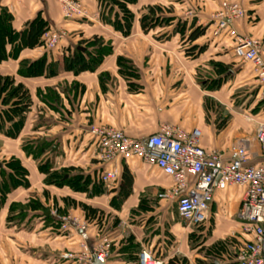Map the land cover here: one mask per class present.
Returning <instances> with one entry per match:
<instances>
[{"label": "crops", "instance_id": "0c3cea01", "mask_svg": "<svg viewBox=\"0 0 264 264\" xmlns=\"http://www.w3.org/2000/svg\"><path fill=\"white\" fill-rule=\"evenodd\" d=\"M77 1L85 16L65 20L58 0H0V15L11 17L15 32L21 33L28 24L41 19L51 32L65 34L54 50L27 48L15 58L9 55L12 47L7 45L9 57L0 63V76L22 86L31 103L15 139L8 137L9 124L4 126L6 132L0 131V170L5 169V162L17 159L27 171L29 182L28 189L12 190L0 205V264H79L65 255L77 254L81 245L94 250L103 238L110 241L104 264H135L131 255L138 257L144 248L157 253L164 262L174 258L184 264L212 263L214 260L205 259L204 252L199 256L198 249L190 247L193 235L195 239L200 235L211 239L210 245L224 242L229 254L234 251V257L236 247L230 243L241 241L232 238L242 225L238 218L241 188L230 186L214 192L204 223L207 229L200 231L199 227L188 226L176 209L174 213L167 208L172 202L159 198L172 186L170 177L136 158L101 165L88 128L111 126L134 138L157 134L164 124L186 132L198 129L203 150L218 152L228 160L234 148L243 143L250 151L248 164L264 163L263 155L253 153L258 149L255 129L264 122V115L253 117L256 123L249 118L248 122L240 113L243 110L238 112L235 106L238 86L259 88L261 95L264 87L253 82L251 65L242 63L233 53L236 37L264 44V0H135L127 4L132 15L127 35L114 24L117 21L122 25L118 9L103 13L99 0ZM231 3L243 7L245 16L214 34L212 17ZM150 7L159 9L155 10L158 22L144 33L140 18ZM192 22L195 28L203 27L204 33L191 42L189 35H180V30L184 26L188 31ZM94 38L109 44L110 50L102 60L92 70L77 73L67 68L64 62L68 53L78 45L81 51L86 46L91 50ZM124 60L126 73L122 71ZM22 61L40 63L44 68L50 65L53 71L46 75L41 67L35 77L22 76ZM217 104L222 105L219 121L214 118ZM35 143L47 147L40 158L50 161L52 172L70 169L69 176L82 173L92 178L97 170L116 169L117 181L103 185L100 194L47 185L38 163L25 152ZM124 171L131 178L126 196L121 188ZM34 200L47 209V216L59 221L60 228L47 224L41 210L29 208ZM119 201L116 209L113 204ZM16 205L27 210L31 222L26 223V218L7 220L10 208ZM80 205L98 210L100 221L89 222ZM138 214L145 220L136 224ZM116 218L119 225L112 222ZM63 220L66 231L61 230ZM131 244L137 249L130 248ZM218 259V264H235L228 255Z\"/></svg>", "mask_w": 264, "mask_h": 264}, {"label": "built area", "instance_id": "2783aa9c", "mask_svg": "<svg viewBox=\"0 0 264 264\" xmlns=\"http://www.w3.org/2000/svg\"><path fill=\"white\" fill-rule=\"evenodd\" d=\"M65 19L84 17L85 12L76 0H59ZM246 11L237 3L226 4L213 16L214 34H218L231 24L245 16ZM62 35L45 33L42 42L47 49H54ZM233 53L242 63L251 65L254 82L264 87V44L248 37H236ZM88 135L97 150V161L101 165H110L118 160L136 158L153 166L172 180V186L164 189L160 199L175 204L178 216L188 226L199 227L208 219L213 194L234 186L243 190L238 218L242 225L238 232L232 233L233 239L240 242L234 254L235 264H264V163L248 164L250 151L239 143L228 160L218 152L205 151L201 147V132L192 129L189 132L179 127L164 124L157 134L145 137H129L111 126H90ZM254 140L264 151V122L257 124ZM103 185L117 181L116 169L103 170L100 173ZM63 220L61 230L66 231ZM110 241L103 238L94 250L81 245V256L66 255L67 259H76L79 264H91L95 257L101 263L109 256ZM213 262H216L213 259ZM211 263V264H212ZM135 264H165L148 248L139 252Z\"/></svg>", "mask_w": 264, "mask_h": 264}, {"label": "trees", "instance_id": "16d2710c", "mask_svg": "<svg viewBox=\"0 0 264 264\" xmlns=\"http://www.w3.org/2000/svg\"><path fill=\"white\" fill-rule=\"evenodd\" d=\"M100 5L103 7V13L105 10L111 13L113 9H118L122 18V25L118 24L117 21L115 26L119 27V30L122 34L127 35L130 32L131 28V18L132 15H127L129 9H127V4L133 3L135 0H99ZM155 8H148L146 13L143 14L140 18V27L143 32H147L153 27H155L156 12ZM116 17V16H115ZM105 20L106 18L103 17ZM11 17L2 13L0 15V63L11 55L12 58H15L20 51L24 49H33L37 47H42V36L48 31V25L44 20L37 19L36 21L28 24L27 28L24 29L21 33L15 32L12 30L10 25ZM120 22V20L118 21ZM156 22V24H157ZM204 29L201 30H193L191 31L188 40L194 41L199 36L203 35ZM82 44V43H81ZM10 45L12 47V52L8 55L6 53V46ZM87 47V46H86ZM84 48V51L79 50L81 46H76L75 50L68 53L66 56L64 64H66L67 68L74 70L75 72H83L87 70H92L104 56L105 50L107 49V45L104 43L98 42L97 39H93L92 49L89 50ZM90 47V45H88ZM83 48V47H82ZM43 63V60H42ZM44 64H46V60L44 59ZM121 64V63H120ZM122 68V71L126 73L128 71V66ZM41 67L46 71V75L50 74V71H53V68L50 65H46L45 68L43 65L39 64H30L29 62L22 61L20 62L19 71L22 76L27 77H35L37 74L42 71ZM39 70V71H38ZM48 72V73H47ZM224 73V72H223ZM226 74V73H225ZM29 97L25 90H23L22 86L15 85L14 81L9 77L0 76V131H5V124H9L7 134L11 139H15L20 129L24 124L25 114L27 113L30 107ZM46 146H38L36 143L33 144L28 149H25V152L28 156H31L34 160L37 157L42 156L46 151ZM4 170H0V205L2 206L6 200L7 195L14 189L21 187L23 189L29 188V182L27 181V171L22 168L21 163L17 159H10L5 162ZM53 168L50 161L46 160L42 164H38V169L40 173L45 175V184L54 185L56 187L67 186L72 191L78 193H89L92 194H100L103 192V184L100 181V173L102 170H97L93 172L92 178L91 176H84L82 173H75L74 175L69 176L70 169L59 170V171H51ZM68 175V176H67ZM67 176V177H66ZM131 187V178L124 171L122 173V185L121 188L123 190L124 196L127 195L129 189ZM120 202L117 204H113L114 207H119ZM29 208L32 211H40L41 218L54 229L60 228L59 221H56L54 218L47 216V209L44 208L40 203L36 200L29 202ZM80 208L85 213V218L88 219L89 222L98 223L100 221V213L96 209H92L86 207L85 205H80ZM29 209V210H30ZM117 209V208H116ZM176 209V208H175ZM14 212L16 214L14 217L9 215L7 217L8 221H22L28 217L27 210L19 207L18 205L12 206L9 210V214ZM32 219V218H29ZM193 237L194 239L196 237ZM192 239V240H194ZM237 251L240 246V242L234 240L230 243ZM130 248L137 249V246L130 245ZM204 256L205 258L216 259L217 257H228L233 258L229 255L227 251V247L224 242H217L212 244L210 247H207L205 250ZM154 256L158 259H161L152 251ZM132 261H137V255H131L130 258ZM165 264H184V261H180L177 259H171ZM204 264V263H200ZM211 264V263H210Z\"/></svg>", "mask_w": 264, "mask_h": 264}, {"label": "rangeland", "instance_id": "374dc122", "mask_svg": "<svg viewBox=\"0 0 264 264\" xmlns=\"http://www.w3.org/2000/svg\"><path fill=\"white\" fill-rule=\"evenodd\" d=\"M77 1V0H76ZM248 1V0H247ZM250 2H251V0H249ZM259 1H261V0H256L255 2H259ZM58 2L60 3V1L58 0ZM78 2V1H77ZM254 2V1H253ZM78 4H80L79 2H78ZM128 9V8H127ZM62 12H63V10H62ZM127 15H131V13H130V10L128 11V14ZM215 16V15H214ZM63 17H64V15H63ZM214 17H212V20H214L213 19ZM65 19V18H64ZM75 19V18H74ZM65 20H68V19H65ZM73 20V19H72ZM177 26H178V29H179V27H181V25L179 24V23H177L176 24ZM195 29H197V30H201V29H204L203 27H199V28H195V24L192 22V24H190V26H189V29H188V31H186L187 30V28H184V26L182 27V29L180 30V35H190V33H191V31H193V30H195ZM185 31L188 33H185ZM47 32H49V33H52L51 32V30H49L48 29V31H46L45 33H47ZM44 33V34H45ZM145 33V32H144ZM57 34H59V33H57ZM59 35H65L64 33H60ZM43 47L45 48V49H47L46 47H45V45L43 44ZM57 47V46H56ZM55 47V48H56ZM54 48V49H55ZM54 49H48V50H54ZM110 50V47H109V44H107V49L105 50V53L107 54L108 53V51ZM105 55V54H104ZM126 62V63H125ZM123 63L125 64V65H127V60H124L123 61ZM253 82H254V78H253ZM219 83V82H218ZM255 83V82H254ZM254 85H256V84H254ZM237 90H236V99H235V103H236V108H238L237 110H238V112H240V110L242 109L243 110V112H240V113H242V114H244V117H246L247 119L245 120V121H248V118L249 119H253V121H254V123H256V122H258V121H256L255 119H257V118H253V117H256V115H257V117L259 118H261L263 115H264V95H263V93H262V95L261 94H259L260 92H259V88L257 89L256 87H254V89H251V88H248V87H245V86H238L237 88H236ZM209 106V105H208ZM211 106H213V105H211ZM207 107V106H206ZM214 107H215V105H214ZM217 107V108H216ZM216 109H215V115H214V118L216 119V121L218 120L219 121V118H220V114H221V109H219V108H221L222 107V105H220V104H217L216 105ZM213 108V107H212ZM260 112V113H259ZM209 116V115H208ZM248 122H250V121H248ZM255 143V142H254ZM256 144V143H255ZM257 145V144H256ZM257 147H258V149L256 148V149H254L253 150V153L255 152V154L257 153V155H259V156H261V155H263L264 156V151L257 145ZM46 160L47 159H45V158H43V159H41L40 157H37L36 159H35V161L38 163V164H42L43 162H46ZM83 172V171H82ZM168 206H170V207H167V208H171V210L174 212V213H176L175 212V208H176V206H175V204L173 203V204H171V205H168ZM10 215L11 216H15L16 214H14V212H12V213H10ZM137 221L135 222L136 224H139L140 222H143V220H145V217H140L139 216V214L137 215ZM30 220V221H29ZM107 220V219H106ZM108 221V220H107ZM106 221V222H107ZM27 222H31V219H29V218H26V223ZM105 222V223H106ZM109 222V221H108ZM114 224H117V225H119V222H117V218H116V220L114 221H112ZM134 223V224H135ZM109 224H110V227L112 228V226H111V222H109ZM192 229H194V228H192ZM199 229H200V231H205L206 229H207V226L205 227L204 225H201V226H199ZM194 232H196V230H194ZM198 232V231H197ZM196 232V233H197ZM197 236V235H196ZM198 238L197 239H194L193 240V242H192V244H190V247L191 248H193V249H198L197 250V252H196V254L197 255H199V256H203L202 255V252H204L205 253V249L207 248V247H210L211 245H210V243H212V242H210V240L211 239H205V238H203L201 235L200 236H197ZM228 239V238H227ZM217 242H219V241H215V243H217ZM214 243V242H213ZM210 245V246H209ZM200 247V248H199ZM233 252L234 251H231V253L229 254L230 256H232L233 255ZM195 253V252H194ZM66 255H70V253L69 254H66ZM65 255V256H66ZM71 255H75V256H81L80 254H79V252L77 253V254H71ZM219 257H217V259H218ZM205 259H208V258H205ZM219 260V259H218Z\"/></svg>", "mask_w": 264, "mask_h": 264}, {"label": "water", "instance_id": "95a60500", "mask_svg": "<svg viewBox=\"0 0 264 264\" xmlns=\"http://www.w3.org/2000/svg\"><path fill=\"white\" fill-rule=\"evenodd\" d=\"M80 50V49H79ZM83 50V49H81ZM91 264H104V263H101L100 261H98L95 257L93 258L92 260V263ZM212 264H218L217 262H213Z\"/></svg>", "mask_w": 264, "mask_h": 264}]
</instances>
